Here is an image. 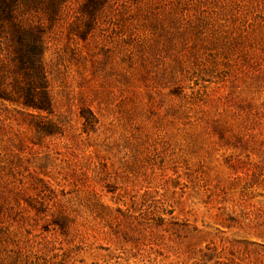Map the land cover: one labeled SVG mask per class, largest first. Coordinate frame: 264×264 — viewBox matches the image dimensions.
Wrapping results in <instances>:
<instances>
[{
  "label": "rangeland",
  "instance_id": "obj_1",
  "mask_svg": "<svg viewBox=\"0 0 264 264\" xmlns=\"http://www.w3.org/2000/svg\"><path fill=\"white\" fill-rule=\"evenodd\" d=\"M14 13L0 264H264V0Z\"/></svg>",
  "mask_w": 264,
  "mask_h": 264
},
{
  "label": "trees",
  "instance_id": "obj_2",
  "mask_svg": "<svg viewBox=\"0 0 264 264\" xmlns=\"http://www.w3.org/2000/svg\"><path fill=\"white\" fill-rule=\"evenodd\" d=\"M18 1L19 0H0V38L4 37L5 28L9 26L15 37H18L22 42L24 41L26 31H24V28L19 24L16 14L14 13V7ZM35 46H38L36 42L34 43V47ZM4 93L5 92L0 87V95ZM26 102L30 104L34 101L28 98ZM41 105L42 104H35L33 106L40 107Z\"/></svg>",
  "mask_w": 264,
  "mask_h": 264
}]
</instances>
